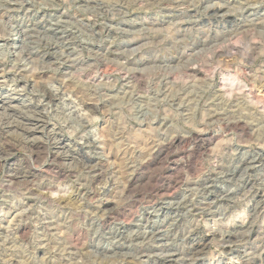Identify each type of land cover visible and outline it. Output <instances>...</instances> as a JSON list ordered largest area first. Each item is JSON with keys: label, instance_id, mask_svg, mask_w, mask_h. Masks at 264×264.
I'll return each mask as SVG.
<instances>
[{"label": "rangeland", "instance_id": "374dc122", "mask_svg": "<svg viewBox=\"0 0 264 264\" xmlns=\"http://www.w3.org/2000/svg\"><path fill=\"white\" fill-rule=\"evenodd\" d=\"M18 2L0 8V106L46 125L0 133L41 144L0 165V264H264V22L242 26L225 0ZM15 20L40 47L56 38L38 25L67 30L55 63L13 55ZM26 160L36 178L10 181Z\"/></svg>", "mask_w": 264, "mask_h": 264}, {"label": "bare ground", "instance_id": "6f19581e", "mask_svg": "<svg viewBox=\"0 0 264 264\" xmlns=\"http://www.w3.org/2000/svg\"><path fill=\"white\" fill-rule=\"evenodd\" d=\"M9 1H11V0H9ZM9 1H7V2H0V8H3V9H7V10H11V9H14V4H15V1L13 2L14 4H11V3H9ZM17 2H18V0H16ZM23 1V0H22ZM22 1H19L18 3H22ZM95 1V0H94ZM24 4V3H23ZM4 5H8V7L7 8H5L4 7ZM19 6V5H18ZM20 7H22V6H20ZM17 8V9H16ZM15 8V10H18V7H16ZM24 18V17H23ZM28 18V17H27ZM30 18V17H29ZM17 19V18H16ZM19 19V18H18ZM25 19V18H24ZM26 20V19H25ZM43 20V19H42ZM23 21V20H22ZM30 21V20H29ZM41 21V20H40ZM19 22V21H18ZM34 22V21H33ZM38 22V21H37ZM36 22V23H37ZM14 23H16V20L15 21H11L10 23L9 22H7V24H9V26H12V30H16L19 34H20V38H19V41L18 42H15V41H10V40H7V43L5 44V45H7V46H10L11 48H14L15 49V51L17 52V53H15V52H13L14 54V56L16 55L17 56V59L19 58V60L21 61V60H23V58L24 59H26L27 61H29L30 63H32V64H34L35 62H38V61H43V60H45V57L47 56V55H49V60L50 61H48V62H50L51 64H53V63H55V59H56V56L55 55H51V52H50V50H51V46L52 45H54L58 40L60 41H62V40H64V39H66V38H68L69 37V33H67L66 31H64V30H62V28L60 27V26H57V27H53V28H51L50 27V29H47V28H49V26L47 27V28H45L44 26H42L41 24L40 25H38V29H39V32H42V33H44V35L46 34V37L42 34L41 36L43 37L44 36V38H46V41L45 42H47L48 43V41H47V35H53L56 39H55V43L54 44H46L47 46H44V44L42 45V46H44V48H41L40 47V45L38 46V40H36L37 39V37L33 34L34 32H36V31H33V29L32 28H34V27H32L30 30H28V29H23V25L22 24H18V25H15ZM40 23V22H39ZM6 24V25H7ZM11 24V25H10ZM24 24V23H23ZM34 24V23H33ZM58 24V23H57ZM56 25V24H55ZM59 25V24H58ZM35 26V25H34ZM9 29V28H8ZM11 29V28H10ZM41 29V30H40ZM64 29V28H63ZM35 30V29H34ZM36 30H37V28H36ZM10 32V31H9ZM39 32H37V33H39ZM11 33H14V32H11ZM16 33V32H15ZM17 33V34H18ZM32 33V34H31ZM36 33V35H38ZM8 34V33H7ZM40 36V38H42ZM10 37V36H9ZM36 39H35V38ZM53 37V38H54ZM39 38V39H40ZM44 38H42V39H44ZM69 39V38H68ZM65 41V40H64ZM63 41V42H64ZM68 41V40H67ZM67 41H65V43L67 42ZM42 42V41H41ZM63 42H60V43H63ZM49 43H51V41L49 42ZM59 43V42H58ZM69 43H71V42H69ZM68 43V44H69ZM5 45H3V46H5ZM57 45V44H56ZM59 45V44H58ZM66 45V44H65ZM64 45V46H65ZM55 46V45H54ZM60 46V45H59ZM66 47H69V46H66ZM65 47V48H66ZM5 48V47H4ZM40 49V50H39ZM71 50V49H70ZM69 50V51H70ZM67 52H68V50H67ZM41 53L43 54V55H41ZM70 53V52H69ZM69 53H67V54H69ZM73 53V52H72ZM55 54V53H54ZM66 56H68V55H66ZM41 57V58H40ZM60 57V56H59ZM63 57V56H62ZM37 58H40V60H38ZM70 58H71V56H70ZM66 59H69V58H66ZM57 60V59H56ZM58 60H60V58L58 59ZM26 61V62H27ZM61 61V60H60ZM64 61H65V58H64ZM68 61L69 62H72L71 60H66L65 61V66L67 67V68H65V67H63V69H68L70 66H68L67 65V63H68ZM0 62H2L1 60H0ZM57 62V61H56ZM44 63V62H43ZM49 63V64H50ZM17 64H19V63H17ZM48 64V63H47ZM64 64V63H63ZM25 65V64H24ZM27 66V65H26ZM22 67H23V65H22ZM48 67H46V69H42V71H41V73L42 74H46V73H48L49 72V70L47 69ZM60 68V67H59ZM24 70V72H26L27 73V71L26 70H28L27 68H24L23 69ZM194 72H199L196 68H193L192 69ZM67 70H65V72H66ZM51 72V71H50ZM63 72V71H62ZM58 73V72H57ZM64 74V73H63ZM66 74V73H65ZM235 74V73H234ZM91 81V80H90ZM83 83V82H82ZM85 90H87V89H85ZM46 91V90H45ZM92 92V91H91ZM254 96V95H253ZM53 98V96L52 95H50L49 94V99H52ZM84 98V97H83ZM4 101V100H3ZM86 103V105H87V107H91L90 109H94V107L95 106H93L91 103H87V101L85 102ZM28 104V103H27ZM24 105V104H23ZM25 106V105H24ZM1 108H4V111L6 112L5 113V115L6 116H8L9 118L8 119H6L7 120V122H5V128H0V133L3 135V134H6L7 132H10V131H12V130H21V132H22V135L24 134V135H27V136H32L33 134H34V132L37 130V128H38V126H40V124H44V125H46V123H44V120H43V118H42V116L41 115H39V114H33V116L32 117H27V115H22V114H20V113H18V111L14 108H10V106H8V105H5L4 106V104L3 105H1L0 106ZM33 109V106H27V108L26 109ZM95 109H97V106L95 107ZM25 110V109H24ZM27 111V110H26ZM34 111V110H33ZM37 111V110H36ZM24 112V111H23ZM24 114V113H23ZM41 114V113H40ZM28 116H29V114H28ZM7 118V117H6ZM12 119V120H11ZM2 122H4V121H6V120H4L3 118H2ZM3 124V123H2ZM2 127H4V126H2ZM48 131V130H47ZM19 133V132H18ZM48 134H49V136H50V138L51 139H54L55 141L56 140H58L57 139V137H55V134H51L52 132H50V131H48L47 132ZM19 135H21V133L19 134ZM21 135V136H22ZM25 137V136H24ZM3 138V137H2ZM13 139V138H12ZM16 139V138H15ZM49 139V138H48ZM3 140V139H2ZM59 142H60V139H59V141L57 142L58 144H59ZM3 145H1L0 144V165H2V164H7V165H11V162L13 161L14 162V159H15V155H16V153H15V151H16V149L18 148V147H24L25 149H27V150H29V151H31V152H36V151H38L39 149H40V147H41V144L39 143V142H37L35 139H28L27 137H26V139H22L21 140V138H19L18 140H5V142H3L2 143ZM43 146V145H42ZM49 146V145H48ZM56 146H57V144H56ZM43 148V147H42ZM48 148V147H47ZM44 149V148H43ZM60 152V151H59ZM69 152H70V149H66V150H63L62 152H60V153H58L56 156H54L55 158H57V159H64V158H68V156L69 155H71V154H69ZM31 154V153H30ZM242 156H243V154H241ZM247 155H248V153H247ZM253 155V154H252ZM53 156V155H52ZM257 156V155H256ZM256 156H251V158L250 157H242V158H240V160L238 161V163L239 164H241L240 166H242L243 164H248L249 162L252 164V162H254L257 158H256ZM35 160H37V159H35ZM73 160V159H72ZM259 161H261V160H259ZM17 163V162H16ZM236 164H237V162H236ZM18 165V164H17ZM32 164H30V162L28 161V160H26L25 162H23L20 166H18L17 168H14V169H16V173H13V174H11V175H9V177H10V181H15V180H19L22 176L24 177V179H23V181H24V184H26V185H28V183L31 181L30 180V178H32V177H34V178H36L35 176L37 175V172H36V170L35 169H33V167L31 166ZM103 166V165H102ZM248 166H250V164H248ZM251 166H253V165H251ZM250 166V167H251ZM12 167V166H11ZM244 167V166H243ZM255 167V166H254ZM253 167V168H254ZM8 168V167H7ZM35 168V167H34ZM49 168V167H48ZM94 168V167H93ZM246 168V167H245ZM248 168V167H247ZM9 169H11V168H9ZM104 169V168H103ZM102 169V170H103ZM90 170V169H89ZM136 170H138V169H136ZM248 170V169H247ZM95 171V170H94ZM133 171H135V169L133 170ZM244 171V170H243ZM245 171H246V169H245ZM61 172V171H60ZM100 171H98V173H99ZM97 173V174H98ZM135 173V172H134ZM232 173V172H231ZM101 174V173H100ZM40 175V174H39ZM95 176V175H94ZM60 177V176H59ZM229 177H231V176H229ZM229 177H228V180H229ZM223 178V177H222ZM12 179V180H11ZM22 180V179H21ZM98 180V179H97ZM231 180V179H230ZM35 181V180H34ZM95 181V180H94ZM212 181V180H211ZM31 183H33V182H31ZM35 183V182H34ZM30 184L29 185V189H27V190H29V192L30 193H33L34 191H36V190H44L45 192H44V194H43V192H42V194L41 195H44L46 198H53V197H55L56 195H57V190H56V185H54V184H52V183H37V181H36V183L37 184ZM211 183V182H210ZM211 186H212V188H213V190H210V191H213L214 193H218V192H222L221 191V188L220 187H218V185H212L211 184ZM221 186V185H220ZM25 187H27V186H25ZM207 187V186H206ZM208 187H209V184H208ZM59 188V187H58ZM61 189V188H60ZM21 190V189H20ZM26 190V189H25ZM67 190V189H66ZM64 191V192H67V191ZM39 191V192H40ZM62 191V192H63ZM69 191V190H68ZM28 192V191H27ZM37 192V191H36ZM38 192V193H39ZM61 192V193H62ZM61 193H60V195H58L60 198H62L61 196ZM210 193V192H209ZM35 194V193H34ZM37 194V193H36ZM63 194V193H62ZM32 195V194H31ZM64 195V194H63ZM90 195V194H89ZM33 196V195H32ZM57 196V197H58ZM65 196H66V193H65ZM92 196V195H91ZM56 197V198H57ZM43 198V197H42ZM56 198H53V199H55L56 200ZM64 198V197H63ZM53 199H51V200H53ZM65 199V198H64ZM46 200V199H45ZM49 200V199H48ZM59 201H60V199H58ZM53 202H54V200H53ZM45 221V220H44ZM46 222V221H45ZM48 223V222H47ZM52 224V223H51ZM101 224V223H100ZM121 224V223H120ZM46 225V224H45ZM53 225V224H52ZM47 226H50V225H47ZM18 227V226H17ZM43 227V226H42ZM46 227V226H45ZM51 228H52V226H50ZM55 227V226H54ZM57 228V227H56ZM45 229V228H44ZM18 230H20V232H23L24 230H25V228L22 226V227H20V229H18ZM49 230H50V228H49ZM56 230V229H55ZM114 230V229H113ZM44 231H47V230H44ZM52 231V230H51ZM109 231V230H108ZM118 231H120V230H118ZM160 231V230H159ZM115 232V231H114ZM117 232V231H116ZM51 233V232H50ZM48 233H46V235H47ZM112 234H113V232H112ZM115 234H117V233H115ZM163 234H165V233H163ZM108 235V234H107ZM110 235V234H109ZM166 235V234H165ZM49 236V235H48ZM47 236V237H48ZM112 236V235H111ZM118 236H120V235H118ZM159 236V235H158ZM47 239V238H46ZM49 241H50V239H48ZM50 244V243H49ZM120 244V243H119ZM122 246V245H121ZM117 248L119 249L120 248V246H117ZM197 249V248H196ZM115 250V249H114ZM103 251V250H102ZM118 251V250H117ZM105 252V251H104ZM121 252V251H120ZM119 252V253H120ZM123 252V251H122ZM75 253V252H74ZM77 253V252H76ZM115 253V252H114ZM125 253V252H124ZM118 254V253H117ZM195 254V253H194ZM68 264V263H67Z\"/></svg>", "mask_w": 264, "mask_h": 264}, {"label": "clouds", "instance_id": "9594fccd", "mask_svg": "<svg viewBox=\"0 0 264 264\" xmlns=\"http://www.w3.org/2000/svg\"><path fill=\"white\" fill-rule=\"evenodd\" d=\"M264 5V0H225L224 6L228 8L230 12L236 15L237 21L243 26L248 23V17L252 16L257 20L264 22V11L257 13L255 10ZM5 8L8 5H4ZM100 7H104L107 12H111L112 9L116 8L115 3L112 4H101ZM219 5L216 3H209L205 8V14L208 8H218ZM252 9V11H248Z\"/></svg>", "mask_w": 264, "mask_h": 264}]
</instances>
